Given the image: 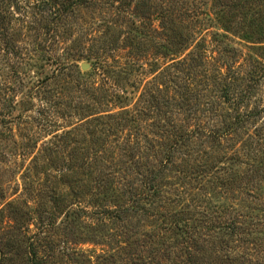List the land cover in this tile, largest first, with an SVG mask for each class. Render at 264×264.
Returning <instances> with one entry per match:
<instances>
[{
  "label": "rangeland",
  "instance_id": "374dc122",
  "mask_svg": "<svg viewBox=\"0 0 264 264\" xmlns=\"http://www.w3.org/2000/svg\"><path fill=\"white\" fill-rule=\"evenodd\" d=\"M218 68L251 93L228 136ZM160 111L219 138L171 155ZM263 199L264 0H0V264H186L171 214L225 203L253 222ZM123 204L145 211L130 230L108 218ZM258 236L232 243L241 263L264 260Z\"/></svg>",
  "mask_w": 264,
  "mask_h": 264
},
{
  "label": "trees",
  "instance_id": "16d2710c",
  "mask_svg": "<svg viewBox=\"0 0 264 264\" xmlns=\"http://www.w3.org/2000/svg\"><path fill=\"white\" fill-rule=\"evenodd\" d=\"M160 13H162L163 17L166 18V25H164V27L170 28V26L167 23V20L171 18V16L169 15L171 12L167 8H162ZM174 32L178 36L177 37L175 35L177 39L179 37L181 40L184 39V37H181L182 34L181 33L179 34L176 31V29ZM222 71L221 68H218L217 73L220 75L219 80L221 84L219 87L220 96L224 99L225 102H230V104L233 105L232 109L235 112L233 113L234 115H231V117L234 118V123L229 124L227 126L226 131L223 132L224 135L228 136V134H231L228 133V131H231V129L233 128L236 133L238 129L237 126L242 116L240 113L242 109L241 106L245 104L250 105L251 98L248 96V94L251 93H247L248 90L241 89L240 85L236 83L234 77H228L229 73L227 72H229V70H226L225 71L226 73ZM254 115L256 114L255 113L253 114V112H249L245 114V116L247 117L250 116L252 117ZM216 117L217 118L222 117L225 120V116H223L222 114H218V115L216 114ZM175 120L172 118L171 115L162 114V111H160L158 115L155 116L154 121L150 122V126L152 128H156L158 131L160 129H163L167 132L166 134L161 132L160 137L162 135H167L171 137L172 143L170 144L171 150L169 151V154L171 153V155L174 154L175 152L177 153L180 152L182 147L187 146L188 142L190 143V139H194V137L197 139H205L206 141L208 140V142L216 141L219 138V128L217 127H213V128L204 127L202 129L203 134H198L196 136L195 134H191L190 130H185L184 133H181L180 132L181 128L179 129L177 127V119L175 118ZM143 141L145 143L143 146L144 149L150 150L152 144L151 142H149L150 140L148 139L146 134L143 135ZM169 161L172 162L171 159ZM193 170L195 172L202 171L194 167ZM153 171L154 170H151L150 173L152 174ZM195 177L196 178H194V180L198 179L197 176ZM222 183L223 185H225L224 182ZM182 193H187L186 197L190 195L189 190L182 191ZM249 195L251 194L249 193ZM200 196L201 193L199 194L198 192H195L192 195L191 199L192 201H194V204H197V201L199 199L198 197ZM262 203H263L262 206H264V199L262 200ZM207 204H209V206L207 205L208 207L204 206L203 208L202 204H200L199 206L192 205V207L188 209L175 211L173 214H171L172 220L170 222L171 223L170 229L171 228L174 229L173 227L179 228V230L185 232L187 237L186 244H183L180 247L177 245L174 246V248L172 249L174 255L177 257L178 253L175 252L184 251V253L187 254L186 264H264L263 259L256 258L255 260H252L249 257L245 259V262L241 263L238 252L237 250H235L234 245L232 244L233 242L235 244L236 241H241L243 236L244 237L246 235L251 236L254 233L263 232L264 214L254 216L253 222H243L240 217H239L240 219L239 221L238 218L234 215L232 216V218L230 217L228 211L232 209L225 206L226 205L225 203L213 204V205H211L210 203ZM137 208L138 207L134 206L133 204L119 205L116 208L109 210L110 214L108 218L110 219L112 217H115L117 221L124 222L125 227L129 229V227H131V224H129L132 221L131 218H133L136 214H138L139 211H142V213L139 214L140 216L143 217L145 215L144 210H139ZM262 210L264 211V208H262ZM183 215H185L186 218H182ZM181 218L182 220H180ZM190 221H192V224ZM180 223H183L184 225ZM249 224H252V227ZM198 227L200 228V230H198ZM202 230H204L205 232L204 231L201 232ZM198 235H204V237L200 238ZM258 237L257 239L254 238V240L252 239L250 240L248 237L245 238V241L249 242V244L251 245L250 249L257 251L264 249V245H263L264 238H261L260 236ZM191 243L192 246L190 245ZM160 244L161 243H159V245ZM38 259L39 258L37 256V253L33 252L32 264H44L39 262ZM216 259L219 260V263L216 262Z\"/></svg>",
  "mask_w": 264,
  "mask_h": 264
}]
</instances>
